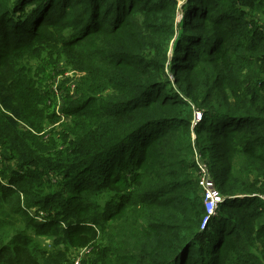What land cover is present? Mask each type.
Returning <instances> with one entry per match:
<instances>
[{
  "label": "trees",
  "instance_id": "16d2710c",
  "mask_svg": "<svg viewBox=\"0 0 264 264\" xmlns=\"http://www.w3.org/2000/svg\"><path fill=\"white\" fill-rule=\"evenodd\" d=\"M182 1L0 0V144L18 158L0 183V264H61L41 237L97 227L96 264H264V0ZM55 57L86 72L60 134L37 77ZM196 154L227 197L204 229ZM49 171L69 187L61 205L59 191L31 200Z\"/></svg>",
  "mask_w": 264,
  "mask_h": 264
},
{
  "label": "rangeland",
  "instance_id": "374dc122",
  "mask_svg": "<svg viewBox=\"0 0 264 264\" xmlns=\"http://www.w3.org/2000/svg\"><path fill=\"white\" fill-rule=\"evenodd\" d=\"M186 0H183L182 2H185ZM182 12L179 15L177 20L182 19ZM255 18L258 19V21H261L264 23V16L255 15ZM172 52L170 51V54ZM32 54H36L38 56L39 53L35 52H27L24 55V59L26 60H31ZM17 58H21V56H18ZM55 60H57L58 65L56 66H47L46 60L39 62L38 58L32 59V62L38 64L41 68H44L45 66L46 69L44 72H42L38 78H42L45 80V82L41 85L39 88L40 96L41 99H39V104H41L40 108L44 109L46 113L48 112L49 114L56 113V115L59 117V122L57 124H54L53 126H56L57 128V133H62L65 132L67 133L68 130L63 126V123H69L72 120V116L66 115L63 112V109L65 108L66 102L70 100L71 98H77L80 95V92L78 91V87L81 84V80L84 78L86 75V72L74 69L72 66H70L65 59L62 57H55ZM44 64H46L44 67H42ZM38 68V69H41ZM84 84L82 83L80 86H83ZM96 88H99L100 90L96 91L93 96L103 98L106 97L107 99L110 97L112 98V93H113V88H107V87H102L99 84L94 85ZM68 99V100H67ZM8 103L6 102L3 97L0 96V114L4 111L6 108V105ZM197 119H200V116L198 115ZM196 119V120H197ZM62 122V123H61ZM50 124V123H49ZM46 125L45 128L46 130L51 129V125ZM24 127V125H22ZM4 140V137H3ZM2 140L0 139V142ZM219 154V153H217ZM196 159L202 161L201 158H199V155L196 154ZM206 165H208L206 159L203 160ZM209 167V165H208ZM15 169H18V158H14L12 160L6 159V152L5 150L2 151L1 149V144H0V177L4 180V183H8L9 180H6L10 178V176L13 174V171ZM210 170V167H209ZM6 179H4V177ZM37 176V175H36ZM49 179H46L49 181V185H51L53 188L50 190L46 189V192L43 194H37L36 196L32 197L31 200L37 199L40 196H44V194L47 193H55V192H60L59 198L62 199V201L57 202V204L61 205L60 203L65 200V196L69 195V187L65 186L64 184L60 187H57L56 182H57V176L55 175L54 172H48V177ZM61 179V178H60ZM208 179L209 182L215 183L214 177L211 174V171L208 173ZM10 182V181H9ZM9 185L14 186V184L11 182ZM201 187V186H200ZM21 191H20V203L23 206H26L27 204V209H25V212H27L31 217L34 219H38L39 221H45L47 220V216L49 215V211H47V208H42L40 205L34 204L32 201L29 200V202L26 200L25 195L23 194L24 192V187L21 186ZM202 189V188H201ZM200 192H203L200 190ZM96 196V195H94ZM226 196V195H224ZM232 197V196H229ZM28 210V211H27ZM55 211V210H54ZM53 212V211H52ZM53 214V213H52ZM56 214V213H55ZM54 215V214H53ZM56 219V216H54ZM63 224L65 223L63 219V215L58 218ZM17 223L19 225H24V221L22 219H17ZM65 225V224H64ZM98 228V227H97ZM96 228V233L94 237L91 235L84 237L81 236L80 238L71 239L72 243H66L64 240H60L59 242H56L57 240L61 239L62 236H55V235H45L41 237V240H43L44 243H47L46 246L47 248H50L53 252L52 247L55 246L54 250L57 253V258L61 259L62 262L61 264H84V263H91V264H96L97 262V253L101 250H103V246L106 244V239H104V234L101 232L99 229L97 230ZM66 243V244H65ZM50 245V246H49Z\"/></svg>",
  "mask_w": 264,
  "mask_h": 264
},
{
  "label": "built area",
  "instance_id": "2783aa9c",
  "mask_svg": "<svg viewBox=\"0 0 264 264\" xmlns=\"http://www.w3.org/2000/svg\"><path fill=\"white\" fill-rule=\"evenodd\" d=\"M200 116V115H199ZM197 163L200 166V177L199 183L201 188L203 189L204 195V204L207 209L208 214L204 218V223L202 225V229L205 228L207 221L209 220V216L214 214L222 202L226 201L224 194H221L218 190L216 183L209 182L208 173L210 172L208 165L204 163V161H200L198 159ZM0 183L6 185L4 180L0 177ZM259 196L264 199V195L259 194Z\"/></svg>",
  "mask_w": 264,
  "mask_h": 264
},
{
  "label": "water",
  "instance_id": "95a60500",
  "mask_svg": "<svg viewBox=\"0 0 264 264\" xmlns=\"http://www.w3.org/2000/svg\"><path fill=\"white\" fill-rule=\"evenodd\" d=\"M227 197L225 196V199H226Z\"/></svg>",
  "mask_w": 264,
  "mask_h": 264
}]
</instances>
